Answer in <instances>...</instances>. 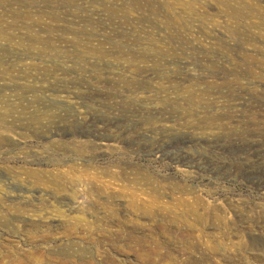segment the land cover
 <instances>
[{
  "label": "rangeland",
  "instance_id": "rangeland-1",
  "mask_svg": "<svg viewBox=\"0 0 264 264\" xmlns=\"http://www.w3.org/2000/svg\"><path fill=\"white\" fill-rule=\"evenodd\" d=\"M62 263L264 264V0H0V264Z\"/></svg>",
  "mask_w": 264,
  "mask_h": 264
},
{
  "label": "bare ground",
  "instance_id": "bare-ground-1",
  "mask_svg": "<svg viewBox=\"0 0 264 264\" xmlns=\"http://www.w3.org/2000/svg\"><path fill=\"white\" fill-rule=\"evenodd\" d=\"M138 205V204H135V206ZM62 264H66V263H62Z\"/></svg>",
  "mask_w": 264,
  "mask_h": 264
}]
</instances>
